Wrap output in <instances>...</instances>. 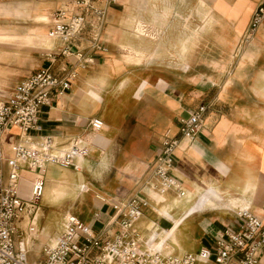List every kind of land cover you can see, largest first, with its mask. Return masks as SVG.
Wrapping results in <instances>:
<instances>
[{"label": "crops", "instance_id": "crops-1", "mask_svg": "<svg viewBox=\"0 0 264 264\" xmlns=\"http://www.w3.org/2000/svg\"><path fill=\"white\" fill-rule=\"evenodd\" d=\"M68 1L41 0L33 22L48 21L47 33L52 14ZM261 1L117 0L106 10L100 39L105 51L93 53L83 68L74 67L73 57L50 64L43 55L58 43L41 27L31 34L0 29V49L39 45V68L53 74L74 69L69 89L52 95L40 131L31 136L50 137L55 151L72 144L87 151L67 168L48 165L38 173L43 192L33 222L41 237L35 247L29 244V254L33 249L38 255L50 240L41 242L60 233L65 213L98 232L110 221V204L134 195L147 201L133 223L140 248L162 256L197 253L222 231L236 232L241 211L264 221V18L237 49ZM86 46L81 40L79 47ZM204 104L209 111L196 138L191 144L181 140L173 153L171 175L184 196L173 190L158 195L147 183L153 184L161 141L175 136L178 121ZM92 119L102 122L97 132L89 128ZM17 134L14 127L3 134L5 157ZM36 174L20 170L19 193Z\"/></svg>", "mask_w": 264, "mask_h": 264}, {"label": "built area", "instance_id": "built-area-1", "mask_svg": "<svg viewBox=\"0 0 264 264\" xmlns=\"http://www.w3.org/2000/svg\"><path fill=\"white\" fill-rule=\"evenodd\" d=\"M117 0H70L52 14L46 37L58 43L44 53L52 64L57 57H73L74 67L83 68L93 62V53L103 52L101 43L106 10ZM264 18V1L252 11L243 34L238 40L241 49L252 39ZM87 46L81 49L80 41ZM75 78L74 69L62 68L53 74L48 67L38 68L0 96V264H264V221L241 211L242 220L236 232L228 230L212 238L209 247L197 253L181 256H162L156 251L140 248L139 236L133 223L140 217L147 201L138 195L110 204L113 214L109 223L95 232L75 215L65 213L62 229L52 241L40 246L39 261L29 262V242L39 233L33 216L43 192L42 175L48 165L67 168L75 157L86 155L84 147L72 144L65 151H55L50 137L35 139L31 133L39 132L40 115L50 105L52 95L69 89ZM209 105L195 107L186 118L178 121V131L173 137L161 141L152 163L153 184L147 186L158 195L173 190L184 196L179 183L171 175L173 153L181 140L191 144L201 129ZM16 128V139L9 145V156L2 149L3 134ZM102 122L92 119L89 128L101 129ZM36 172L30 182L29 197L19 196L20 170ZM27 223L21 226L23 217ZM115 225V233L109 226Z\"/></svg>", "mask_w": 264, "mask_h": 264}, {"label": "rangeland", "instance_id": "rangeland-1", "mask_svg": "<svg viewBox=\"0 0 264 264\" xmlns=\"http://www.w3.org/2000/svg\"><path fill=\"white\" fill-rule=\"evenodd\" d=\"M0 9H7L9 11L8 15L0 11V29L15 34H31L35 32L34 30L37 27H41L43 35L46 34V24L48 21L39 24L33 22L34 15L41 13V0H0ZM16 11H18L20 15H16ZM210 17L211 12L206 11L205 18ZM47 18H49V16H47ZM41 48L42 46L35 45L25 48L9 46L0 49V96H5L10 88L41 66ZM60 194L57 198L60 197ZM19 196L22 199H27L29 197L28 185H22L20 187ZM160 213L161 215H165V210L161 209ZM35 241H30L29 244L35 247ZM44 242L45 241H43V243ZM28 260L37 262L40 260V256L32 249L28 255Z\"/></svg>", "mask_w": 264, "mask_h": 264}, {"label": "bare ground", "instance_id": "bare-ground-1", "mask_svg": "<svg viewBox=\"0 0 264 264\" xmlns=\"http://www.w3.org/2000/svg\"><path fill=\"white\" fill-rule=\"evenodd\" d=\"M60 148V147H59ZM34 218V217H33ZM25 220H27V219H25ZM23 225V224H22ZM41 235V232L36 236V238L39 240V242H40V236ZM141 237V236H140ZM140 239V238H139ZM47 240H50V241H52L53 240V237H47L44 241H47ZM43 243V242H42ZM32 245V244H31ZM30 248V247H29ZM158 252V251H157Z\"/></svg>", "mask_w": 264, "mask_h": 264}]
</instances>
